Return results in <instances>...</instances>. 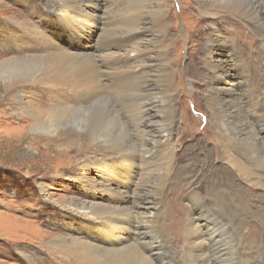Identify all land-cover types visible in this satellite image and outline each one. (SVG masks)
I'll use <instances>...</instances> for the list:
<instances>
[{"label": "bare ground", "instance_id": "1", "mask_svg": "<svg viewBox=\"0 0 264 264\" xmlns=\"http://www.w3.org/2000/svg\"><path fill=\"white\" fill-rule=\"evenodd\" d=\"M104 1L101 7V0H39L45 8L43 29L52 28L54 33L51 39L38 28L27 34L39 36L51 52L14 57L0 68L4 73L11 65H28V74L6 72L2 88L12 101L20 102L19 90L32 86L51 100L43 125L38 119L35 126L42 128L41 139L58 150L56 175L102 194L101 199H45L77 223L71 233L46 243L47 259H59L58 264H261L260 260L264 264V248L259 249L263 237L252 262L244 257L248 244L244 237L259 236L264 227V100L253 89L239 96L240 89L255 80L264 87V0H197L198 11L213 19H230L253 35L246 40L247 49L250 55L257 52L258 59L251 57L253 63L248 60L244 73L225 70L222 60L204 64L207 126L215 145L202 164L208 173L183 177L190 181L188 187L201 180L207 183L205 193L211 202L189 190L188 228L175 230V238L166 226L182 225L187 215L174 209V198L183 186L165 192L179 158L173 143L178 129L172 115L176 70L168 56L166 0ZM96 9L104 15L100 26ZM92 29L99 32L86 50L79 39L85 45ZM217 34L214 31L206 40L208 57L217 41L225 42ZM65 37L67 46L61 45ZM12 38L25 41L19 34ZM232 56L227 54L225 62ZM105 101V111L97 108ZM120 107L127 111L123 114ZM253 112L259 113L256 121ZM112 118L125 122L127 137L103 139L104 124ZM215 158L224 166L214 167ZM139 166L140 176L133 174ZM90 167H101L99 182L85 176ZM69 168L78 176L74 178ZM112 178L114 182H109ZM256 187L263 194L254 195ZM31 259L30 264H37V255Z\"/></svg>", "mask_w": 264, "mask_h": 264}, {"label": "rangeland", "instance_id": "2", "mask_svg": "<svg viewBox=\"0 0 264 264\" xmlns=\"http://www.w3.org/2000/svg\"><path fill=\"white\" fill-rule=\"evenodd\" d=\"M104 2L101 0V7L104 6ZM39 3V0H0V68L14 57H36L44 55L45 52H51L48 43L43 39L37 35L27 34L29 30L38 28L42 35L51 39L54 33L52 28L43 29L45 8ZM165 4L168 56L176 70L172 82V115L178 127L173 143L175 154L179 157L165 192L183 186L178 197L174 198L176 199L174 209L178 215H187V222L185 221L182 225L177 223V225H169L170 227L166 226V230L172 228L169 232L175 238L177 237L175 230L182 231L188 228L190 211L186 195L189 190H196L202 197L206 196V200L210 201L211 198L205 193L209 186L207 183L201 180L198 185L188 187L190 181L183 177L185 174L191 175L195 172L201 175L207 174L208 171L202 164L204 160L210 159V151L215 145L212 142L213 132L207 126L209 119L204 102L206 87L203 81L208 77V72L204 64L213 59L222 60L225 70L231 69L244 73L247 71L248 60L253 63L251 57L258 59V53L249 54L246 40L254 36L250 35L243 26L230 19H213L203 14L197 10V0H166ZM94 14L100 26L104 15L102 16V11L97 9ZM105 17L108 18V16ZM14 20L20 21L13 22ZM214 31L218 32L217 35L223 37L225 42L217 41L212 56L208 57L205 53L206 40ZM92 32V37L86 40L85 45L82 46L84 40L79 39L80 46L86 50H89L87 48L89 40H95L99 31L92 29ZM18 34L20 39L24 38L25 41H18L19 38L14 41L12 35ZM36 36L39 38L37 39ZM61 45H68L66 37L61 40ZM229 53L233 56L231 60L225 62V56ZM8 68L3 69L4 73L0 72V264H30L32 254L37 255V264H58L59 259H55L56 262L47 259L44 252L46 243L71 233L77 223L73 222L71 217L64 216L45 199L50 197L55 200L84 199L86 196L90 199L93 197L101 199L102 194L89 191L80 185L79 181L70 180L66 175H56L58 150L53 144L48 146L44 138L41 139L43 133L39 131L42 129L40 125H43L45 121V109L52 102L45 95V91L38 90L39 87L36 86L29 87L30 89L26 87L24 91L19 90V93L23 95L22 100L12 101L11 96L4 93L2 88L6 72L23 75L28 74L29 69L27 64L11 65ZM254 68L258 71L257 65ZM260 81L255 80L252 86L240 89L239 96L248 89H253L257 90L263 101L264 87L261 86ZM106 104L105 101L97 108L105 111ZM120 109L123 114L127 111L122 107ZM251 115L254 118L252 120L256 121L259 113L253 112ZM87 118L89 114L84 117V122ZM38 119H40V129L38 125L35 126ZM117 121L112 118L104 124L103 139L112 142L127 137L128 130L125 122ZM71 161H75V158L70 159V163ZM212 164L214 167L224 166V163H220L217 158ZM68 167H70L69 164ZM100 169L101 167L98 169L90 167L84 172L85 176L99 182ZM69 171L74 178L78 176L73 169L69 168ZM135 173L140 176L141 166L133 169V174ZM214 180L219 182V179L214 178ZM109 182H114V179H110ZM110 186H115V183H110ZM163 193L164 190L159 196L158 204ZM253 193L261 195L263 191L258 187ZM158 213L159 215L163 213L162 203ZM250 223L249 225L252 226L253 223ZM160 225L163 224L160 223ZM48 234L50 236H46ZM259 234L257 237L248 235L244 237L248 243L247 254L244 257L246 256L250 262H252L250 257H254L253 251L259 240L262 237L264 239V227ZM182 242L183 238H180L177 244ZM263 248L264 240H261L259 249ZM26 254L27 257L30 256L27 258ZM260 263L263 264V261L260 260Z\"/></svg>", "mask_w": 264, "mask_h": 264}]
</instances>
